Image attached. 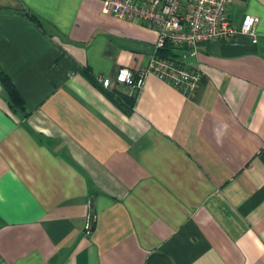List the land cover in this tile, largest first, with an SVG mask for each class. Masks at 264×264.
<instances>
[{"label":"crops","instance_id":"1","mask_svg":"<svg viewBox=\"0 0 264 264\" xmlns=\"http://www.w3.org/2000/svg\"><path fill=\"white\" fill-rule=\"evenodd\" d=\"M103 1L0 0L19 98L0 82V264H264V0L229 6L234 27L258 18L256 42L186 59L191 95L115 81L157 32Z\"/></svg>","mask_w":264,"mask_h":264},{"label":"built area","instance_id":"2","mask_svg":"<svg viewBox=\"0 0 264 264\" xmlns=\"http://www.w3.org/2000/svg\"><path fill=\"white\" fill-rule=\"evenodd\" d=\"M234 0H104L102 12L122 20L146 23L157 32L155 51L148 64L138 71L127 68L118 70L115 81L132 85L141 90L146 75L152 74L191 95L198 87L201 73L186 64L187 58H195L202 44L226 40L237 34L247 35L257 41L258 18L245 15L238 27H234L229 6ZM169 46L176 56L162 55ZM108 87L111 80L98 77Z\"/></svg>","mask_w":264,"mask_h":264},{"label":"trees","instance_id":"3","mask_svg":"<svg viewBox=\"0 0 264 264\" xmlns=\"http://www.w3.org/2000/svg\"><path fill=\"white\" fill-rule=\"evenodd\" d=\"M162 55H169V56H176L177 54L175 52L172 51V49L167 46L165 49L162 50ZM0 82L3 84V86L7 89L10 97H13L16 100L17 96V92L14 89V87L11 85V82L9 81L8 77L5 75V73L3 72V70L0 67ZM19 100V98H18Z\"/></svg>","mask_w":264,"mask_h":264},{"label":"water","instance_id":"4","mask_svg":"<svg viewBox=\"0 0 264 264\" xmlns=\"http://www.w3.org/2000/svg\"><path fill=\"white\" fill-rule=\"evenodd\" d=\"M90 213L92 214V210H90ZM91 226V224L89 225V227Z\"/></svg>","mask_w":264,"mask_h":264}]
</instances>
